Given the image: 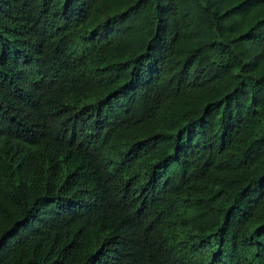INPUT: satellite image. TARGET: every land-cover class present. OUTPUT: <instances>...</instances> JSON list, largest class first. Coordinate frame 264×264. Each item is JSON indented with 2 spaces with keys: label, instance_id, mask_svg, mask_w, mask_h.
Returning <instances> with one entry per match:
<instances>
[{
  "label": "trees",
  "instance_id": "trees-1",
  "mask_svg": "<svg viewBox=\"0 0 264 264\" xmlns=\"http://www.w3.org/2000/svg\"><path fill=\"white\" fill-rule=\"evenodd\" d=\"M0 264H264V0H0Z\"/></svg>",
  "mask_w": 264,
  "mask_h": 264
}]
</instances>
